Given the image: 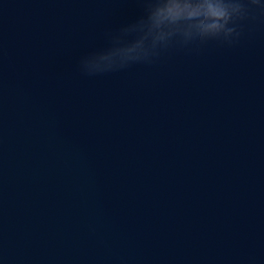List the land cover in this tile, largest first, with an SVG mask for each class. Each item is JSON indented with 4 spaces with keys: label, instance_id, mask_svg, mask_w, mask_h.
Segmentation results:
<instances>
[{
    "label": "water",
    "instance_id": "1",
    "mask_svg": "<svg viewBox=\"0 0 264 264\" xmlns=\"http://www.w3.org/2000/svg\"><path fill=\"white\" fill-rule=\"evenodd\" d=\"M0 264H264V0H0Z\"/></svg>",
    "mask_w": 264,
    "mask_h": 264
},
{
    "label": "clouds",
    "instance_id": "2",
    "mask_svg": "<svg viewBox=\"0 0 264 264\" xmlns=\"http://www.w3.org/2000/svg\"><path fill=\"white\" fill-rule=\"evenodd\" d=\"M207 11L213 18V23L209 24L207 27L213 30L220 28L221 25L217 23V21L226 17V7L220 4L209 3L207 5ZM159 15L162 19H169L173 21L183 18L193 19L197 15V10L193 9L191 5L186 4L182 6L180 4H173L162 10ZM229 31H231V29H229Z\"/></svg>",
    "mask_w": 264,
    "mask_h": 264
}]
</instances>
